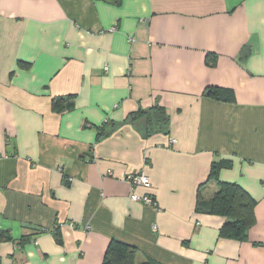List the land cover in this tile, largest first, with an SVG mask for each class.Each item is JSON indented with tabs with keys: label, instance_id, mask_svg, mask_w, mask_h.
Listing matches in <instances>:
<instances>
[{
	"label": "crops",
	"instance_id": "obj_1",
	"mask_svg": "<svg viewBox=\"0 0 264 264\" xmlns=\"http://www.w3.org/2000/svg\"><path fill=\"white\" fill-rule=\"evenodd\" d=\"M157 103L147 136L128 117ZM222 160L257 201L244 242L196 212ZM141 170L158 211L131 199ZM0 231V264H103L112 241L136 264H264V0H0Z\"/></svg>",
	"mask_w": 264,
	"mask_h": 264
},
{
	"label": "trees",
	"instance_id": "obj_2",
	"mask_svg": "<svg viewBox=\"0 0 264 264\" xmlns=\"http://www.w3.org/2000/svg\"><path fill=\"white\" fill-rule=\"evenodd\" d=\"M206 62L210 66H215L217 57L214 54H208ZM225 91L216 88L208 89L207 94L218 100L223 99ZM228 101H230L228 99ZM64 98H56L53 100V109L57 112L71 109L72 104ZM128 120L132 123H140L145 128V134L163 132L165 125L169 123V115L167 110L160 104H156L148 109L140 108L138 111L131 113ZM107 123V122H106ZM138 124V125H140ZM104 126H102L103 129ZM232 164L222 160L214 162L211 169L210 180L214 181L218 190L211 200H203L198 194V203L196 212L198 214H208L221 216L226 219L222 227L221 234L228 239L244 242L248 239V231L255 224V207L257 201L237 183L223 182L219 179L222 169H230ZM69 185V181L67 180ZM145 193V192H144ZM143 193V194H144ZM150 194L152 192L150 191ZM155 200L156 197L154 196ZM157 201V200H156ZM56 241L62 244L61 234L56 232ZM12 241V236L8 232L0 231V244ZM138 249L132 245L112 241L105 253L103 264H136L135 258ZM141 264H158L153 260H147Z\"/></svg>",
	"mask_w": 264,
	"mask_h": 264
},
{
	"label": "built area",
	"instance_id": "obj_3",
	"mask_svg": "<svg viewBox=\"0 0 264 264\" xmlns=\"http://www.w3.org/2000/svg\"><path fill=\"white\" fill-rule=\"evenodd\" d=\"M115 30V29H112ZM176 143L175 139H170V145H174ZM61 171V170H60ZM126 180L131 186V199L134 202H140L147 207H151L154 210H159L158 202L155 200L154 196L150 194L152 190V183L149 175L145 170H141L135 173H130ZM141 188L145 191L144 194H138L137 189ZM69 227L75 228L76 224L70 222L67 224Z\"/></svg>",
	"mask_w": 264,
	"mask_h": 264
}]
</instances>
